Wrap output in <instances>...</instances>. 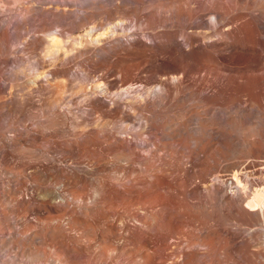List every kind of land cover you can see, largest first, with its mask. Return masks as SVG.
I'll return each mask as SVG.
<instances>
[{"label": "bare ground", "instance_id": "bare-ground-1", "mask_svg": "<svg viewBox=\"0 0 264 264\" xmlns=\"http://www.w3.org/2000/svg\"><path fill=\"white\" fill-rule=\"evenodd\" d=\"M252 97L264 0H0V264H264Z\"/></svg>", "mask_w": 264, "mask_h": 264}, {"label": "rangeland", "instance_id": "rangeland-1", "mask_svg": "<svg viewBox=\"0 0 264 264\" xmlns=\"http://www.w3.org/2000/svg\"><path fill=\"white\" fill-rule=\"evenodd\" d=\"M12 66V65H11ZM92 79L91 80H89V82H87L86 83V86H87V88L89 89L90 87H91V85L90 84H94V82L92 83ZM87 84H89V87H88V85ZM69 87H71V84H69L68 85ZM73 96V97H72ZM67 97H70V98H84V95H82V93H81V96H77V95H73V94H69ZM54 98V97H53ZM253 99H254V101H255V106H249V109L251 110L250 111V114H249V116H248V121H250V122H253L256 118H257V120H259L260 119V117H261V115L259 114L260 112V110L259 109H261V107H262V109H264V101H263V97H252ZM244 100H245V98H243L242 97V104L243 103H245L244 102ZM259 105H260V107H259ZM255 109V110H254ZM261 109V110H262ZM259 112V113H258ZM251 118V119H250ZM261 120V119H260ZM259 120V121H260ZM256 121V120H255Z\"/></svg>", "mask_w": 264, "mask_h": 264}]
</instances>
